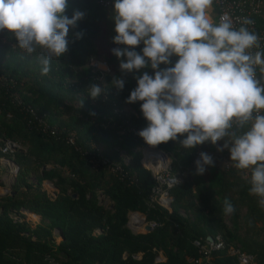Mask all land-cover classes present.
Wrapping results in <instances>:
<instances>
[{
	"label": "trees",
	"instance_id": "obj_1",
	"mask_svg": "<svg viewBox=\"0 0 264 264\" xmlns=\"http://www.w3.org/2000/svg\"><path fill=\"white\" fill-rule=\"evenodd\" d=\"M100 1L69 0V18L75 10L86 15L70 28L68 51L52 60L47 75H41L37 60L44 55L42 49L29 55L6 30L0 32L2 49L33 60L28 66L0 63V146L9 141L19 147L8 156L16 175L9 192L0 196V264H235L226 249L204 259L191 244L215 235L251 255L253 264H264V208L249 194L251 172L243 178L244 170L233 167L229 151L217 152L210 142L191 151L173 141L153 148L138 135L148 123L142 102H125L137 81L133 74L123 78L125 87L118 91L111 81L121 77L120 61L95 45L98 39L115 45L114 2ZM227 1L240 2L243 16L256 23L254 32L264 36V19L248 14L249 3L257 0ZM210 11L216 22L219 11L214 3ZM81 31L83 37L76 39ZM99 58L111 75L89 66ZM144 71L153 74L149 68L135 75ZM92 85L102 89L95 99L89 94ZM76 96L86 99L85 106L73 104ZM124 106L131 113L123 112ZM149 147L168 155L172 175L185 174L176 185L163 188L169 210L157 204L151 193L154 179L141 165L142 156L132 151ZM201 152L213 157L214 166L197 175L194 161ZM44 181L55 188L53 198L42 190ZM225 198L235 208L229 226L223 219ZM238 208L245 213L241 221ZM20 209L38 216V224L26 223ZM180 209L188 211L190 219L180 215ZM129 213H139L159 227L131 233L126 227ZM13 215L22 220L14 222ZM155 254L159 262H154Z\"/></svg>",
	"mask_w": 264,
	"mask_h": 264
},
{
	"label": "clouds",
	"instance_id": "obj_2",
	"mask_svg": "<svg viewBox=\"0 0 264 264\" xmlns=\"http://www.w3.org/2000/svg\"><path fill=\"white\" fill-rule=\"evenodd\" d=\"M213 3L114 0L112 42L125 47L111 52L121 73L133 74L137 81L125 102H142L148 123L138 135L144 142L155 148L173 141L190 151L210 142L217 152L227 149L234 168L250 170L249 194L264 208V84L256 78L257 66L264 72V51H249L260 48V37L246 27L254 23L251 19L241 18L239 29L227 15L217 23L210 11ZM68 7L69 0H0V32L6 30L29 55L37 48L44 51L37 56L41 75L49 73L54 58L67 53L70 28L86 15L75 10L69 18ZM83 35L75 33L76 39ZM173 57L178 58L174 63ZM149 68L152 75H135ZM111 84L120 91L125 80L114 76ZM101 92L97 85L89 89L93 99ZM194 163L197 175L214 166L205 152ZM223 211H235L228 198Z\"/></svg>",
	"mask_w": 264,
	"mask_h": 264
},
{
	"label": "built area",
	"instance_id": "obj_3",
	"mask_svg": "<svg viewBox=\"0 0 264 264\" xmlns=\"http://www.w3.org/2000/svg\"><path fill=\"white\" fill-rule=\"evenodd\" d=\"M111 2H114V0H101L99 3L102 5H108ZM214 4L218 7V17L216 19V22L218 23L220 21V18L222 16L227 15L232 19L233 26L236 29H239L241 26V18H246V16H243V6L240 2H228L227 0H214ZM264 4L261 0H257L255 2L249 3V12L248 14H251L254 18H263L264 19V11H263ZM233 10H238L239 15H234ZM247 14V16H248ZM246 15V14H245ZM246 27L249 28L250 31H254V28L256 27V23L254 22L251 25H247ZM260 37V48L264 45V36L262 34L256 33ZM259 48V49H260ZM257 48H253L249 50L253 55L259 51ZM97 62H93V60L90 61L89 66L92 68H95L97 66ZM256 78L260 81L261 84H264V72H260L259 66L256 68ZM18 145L15 143L4 141L2 145L0 146V161L7 166V170L5 172V180L9 183L12 182L15 175H16V165L10 160L8 156H12L13 153L18 150ZM162 158L164 159L163 166L158 168L155 166L153 169H147V166H144L152 175L154 179V187L151 189V193L153 194V197L158 199V201L163 200L164 203L167 205V198L166 194L163 188H169L173 185H176L178 181L182 180L183 175L182 174H175L172 175L170 172V167H168V162H166V157L159 153ZM199 156V154H198ZM244 173L246 176L249 175L250 170H244ZM49 184V190H48V196L51 198L55 195V188L50 182H47ZM8 186V185H7ZM50 191V192H49ZM9 192V188H5L3 191V194H7ZM19 213L23 216L27 215V211L20 209ZM12 219L14 222H20L22 218L17 215H13ZM131 221L134 222V225L130 224ZM159 225L153 221H145L144 218L138 213H130L127 216V228L132 232H144V228H148L149 231H152L156 228H158ZM208 238H210V241H208ZM192 246L197 250V252L205 259L211 252L223 250L226 249L227 254L234 259L235 264H253V258L251 255L244 254L240 252V250L232 246L230 244H226L223 242V240L218 236L215 235L214 237L206 236L203 239H198L192 241ZM160 256L158 254L154 255V262H159ZM49 264H55L52 260L49 261Z\"/></svg>",
	"mask_w": 264,
	"mask_h": 264
},
{
	"label": "rangeland",
	"instance_id": "obj_4",
	"mask_svg": "<svg viewBox=\"0 0 264 264\" xmlns=\"http://www.w3.org/2000/svg\"><path fill=\"white\" fill-rule=\"evenodd\" d=\"M95 45H96V48L99 50L100 53H102V54L106 53L107 56H113V57H115L112 54V52H111V49L116 47L115 45L105 44V41L102 40V39L96 40ZM92 60H93V62H97V64H98L93 69L97 70L98 72H100L102 74L111 75V68L108 67V66H106V64H105V62L103 61L102 58L92 59ZM3 62L11 63L13 65H19V66H26V65L28 66V65H32L33 60L28 59L25 54L11 52V51H6V50L2 49V47L0 45V63H3ZM102 66H106V68L105 67H102ZM117 72L119 73V75H121L122 78H129V77L132 76V74L125 75V74L121 73V71L119 69H117ZM84 102H86V99L84 97H82V96H76V97H74V103L73 104L75 106H77V107H79V106H85V104L83 105ZM123 112H125V113H131V110L127 106H124L123 107ZM143 149L144 148H135L132 151L135 152V153H138L140 156H142ZM151 149H153V148H151ZM153 150L156 151L155 149H153ZM157 152L163 154L166 157V162H168V165L167 166L170 167V160H169L168 155L165 154V153H162L160 151H157ZM120 155H121V157L123 159H125V156H124V154L122 152L120 153ZM141 160H142V157H141ZM224 162H225L224 160L221 161L222 164ZM218 164H220V162H218ZM182 175H183V177H182V179H183L184 176H185V174L182 173ZM245 177H247V176L244 175L243 178H245ZM46 188L48 189L49 187H46ZM156 202L162 208H164L166 210H169V207L164 203L163 200L158 201V199H156ZM179 214L182 215L183 217H186V218L190 219V214L188 213V211H185L183 209H180L179 210ZM244 215H245L244 210L238 208L237 209V215H236L237 216V219L239 221H241ZM140 217H141V215H140ZM223 219H224L225 224L229 226L230 225V221H231V214L230 215H226L224 213ZM57 241H58V239H56V242Z\"/></svg>",
	"mask_w": 264,
	"mask_h": 264
},
{
	"label": "crops",
	"instance_id": "obj_5",
	"mask_svg": "<svg viewBox=\"0 0 264 264\" xmlns=\"http://www.w3.org/2000/svg\"><path fill=\"white\" fill-rule=\"evenodd\" d=\"M7 170V166H5L1 161H0V196L3 195V191L5 188H9L10 189V184L12 182H7L5 180V172ZM48 181H44L41 183V188L42 190L45 191V193H48L49 188L47 189L46 187H49L47 184ZM8 185V186H7ZM48 195V194H47ZM40 218L38 216L35 215H31V214H27L24 216V221L26 223H28L30 226H35L38 224ZM127 227V225H126ZM132 233V232H131Z\"/></svg>",
	"mask_w": 264,
	"mask_h": 264
},
{
	"label": "bare ground",
	"instance_id": "obj_6",
	"mask_svg": "<svg viewBox=\"0 0 264 264\" xmlns=\"http://www.w3.org/2000/svg\"><path fill=\"white\" fill-rule=\"evenodd\" d=\"M141 163H143L142 165L144 166H149L150 164H153V168H155V166L158 168V166H163L165 162L159 152L154 151L151 148H145L142 152ZM130 224L134 225V222L131 221Z\"/></svg>",
	"mask_w": 264,
	"mask_h": 264
},
{
	"label": "water",
	"instance_id": "obj_7",
	"mask_svg": "<svg viewBox=\"0 0 264 264\" xmlns=\"http://www.w3.org/2000/svg\"><path fill=\"white\" fill-rule=\"evenodd\" d=\"M147 169H153V164H150L149 166H147ZM17 171V169H16ZM167 206L169 207V201L167 202ZM148 228H144V232H148ZM208 241H210V238H208Z\"/></svg>",
	"mask_w": 264,
	"mask_h": 264
}]
</instances>
